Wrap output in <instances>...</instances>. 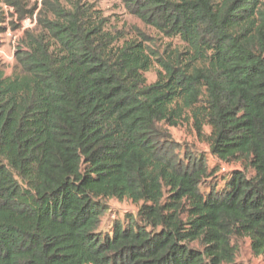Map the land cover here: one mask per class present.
Segmentation results:
<instances>
[{
    "label": "trees",
    "instance_id": "trees-1",
    "mask_svg": "<svg viewBox=\"0 0 264 264\" xmlns=\"http://www.w3.org/2000/svg\"><path fill=\"white\" fill-rule=\"evenodd\" d=\"M121 2L153 38L87 0H0V33L35 24L0 69V264L264 260V0ZM183 125L240 163L223 189ZM108 200L137 211L103 235Z\"/></svg>",
    "mask_w": 264,
    "mask_h": 264
},
{
    "label": "rangeland",
    "instance_id": "rangeland-1",
    "mask_svg": "<svg viewBox=\"0 0 264 264\" xmlns=\"http://www.w3.org/2000/svg\"><path fill=\"white\" fill-rule=\"evenodd\" d=\"M87 1L94 3L110 19L111 28L132 34L134 28H136L145 35L154 37L152 30L145 28L140 22L125 13L121 0ZM34 26V22L26 20L18 30L7 29L6 32L0 33V69L6 76H9L13 71L20 37L25 30H31ZM166 42L164 41V43ZM156 45L159 46V41H157ZM156 45L151 46L155 49ZM145 78L148 84L153 83L155 81V70L146 73ZM169 133L171 135V141L175 144L176 152L180 155L186 153L191 156L202 157L206 160L209 170H214L213 176L201 185V191L204 194L211 187L217 188V190L223 189L225 182L228 180V175L226 174L234 169H241L240 163L220 164L215 161L209 155L206 143L195 136L189 125H183L175 129L170 128ZM106 204L109 209L102 219L101 232L103 235L111 231L114 223H124L125 216H135L137 211V206L129 201L117 202L115 200H108ZM233 264H264V260L260 257L256 258L252 256L248 249V240H242L238 243L236 259Z\"/></svg>",
    "mask_w": 264,
    "mask_h": 264
}]
</instances>
